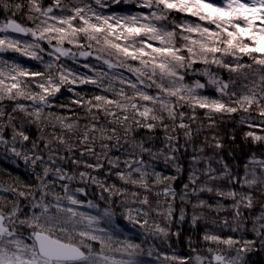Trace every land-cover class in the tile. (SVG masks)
I'll list each match as a JSON object with an SVG mask.
<instances>
[{"label": "snow or ice", "instance_id": "6c2138e0", "mask_svg": "<svg viewBox=\"0 0 264 264\" xmlns=\"http://www.w3.org/2000/svg\"><path fill=\"white\" fill-rule=\"evenodd\" d=\"M129 2L146 11L134 15L105 14L108 0H79L78 3L52 0L47 6L42 0H0V16L3 17L0 19V55L17 53L43 65V70L31 71L20 63L0 59V102L5 99L30 101V104L16 103L13 111L18 109L27 118V124L43 132L45 123L51 124L54 116L46 111L54 103L50 97L55 98L65 85L94 84L119 97L95 95L88 100L83 97L72 100L73 104L86 107L93 121L85 124L83 134L78 137L79 143L84 145L79 156L91 155L96 162L77 158L70 162L92 172H70L59 166L58 161H68L76 147L63 135L53 134L51 139L41 136L45 153L26 132L23 123H17L13 114L0 109V147L22 159L32 169L36 181L35 185L21 187L0 185V193L6 194L0 195V264H144L142 257H152L153 250L146 251L141 243L121 237V219L132 228H138L145 239L151 237L167 243L170 235L179 236V232L172 231L173 220L178 211V220L183 223L184 209L177 210L174 204L167 202L164 208L151 207L148 193L157 184L177 179L156 171L157 162L174 167L178 174L183 172L177 153L192 140L193 129L185 119L186 113L180 109L190 108L189 119L193 122L197 109L206 110L211 121L209 127L216 123L213 114L230 116L243 112L248 115L241 116L239 122L264 133V0H124V3ZM119 3L121 0H111V4ZM173 13L196 19L180 21ZM18 15L31 23L17 19ZM17 36L30 39L22 40ZM42 42L47 44L48 50ZM93 48L97 52L95 59H103L109 70H126L135 79L125 78L121 71H115L102 75L97 72L100 76L97 80L75 73L63 63L62 58L87 59L92 55L88 49ZM45 55L49 59H45ZM245 56L251 63L243 61ZM196 64L205 67L196 69L193 67ZM212 66L226 70L230 74L228 79L212 71ZM83 67L94 71L89 64ZM190 73L204 77V82L199 78L187 82L186 76ZM105 77L107 84L103 83ZM114 82L125 87L117 90ZM208 88L214 89L216 95H206ZM126 89H131V94ZM151 89L155 92L149 91ZM67 91L74 92V88L69 87ZM129 111L133 114L131 123ZM101 112L112 118L107 124L101 123ZM55 119L62 129L71 131L75 127L74 122H66L65 118L56 116ZM119 128L124 130L123 136L118 134ZM134 128L147 129L149 133L160 128L164 133L163 147L157 148L146 140L130 141L129 133ZM181 129L185 137L183 146L179 142ZM6 130L10 131V137ZM244 137L253 143L264 142V134L256 131H247ZM53 139L63 145L62 151L69 155H61ZM97 140L101 142L100 152L95 148ZM213 141L216 149L225 147L215 136ZM25 144L31 147L25 150ZM113 149L123 151L124 159L110 155ZM203 151L201 148L200 152ZM207 159H215L221 167L216 169L209 163L205 169H198L195 165L201 158L194 155L189 183L183 185L179 200L188 201L189 189L193 196L208 192L232 200L231 222L224 218L223 227L233 233L250 231L255 239L243 235L224 237L205 231L203 241L207 255L192 247L194 256L165 255L164 260L175 264H248V253L257 245L264 248V207L259 214L251 212L256 192H261L264 198V160L257 161L253 156L249 161L253 167L245 165L241 180L224 155L217 153ZM101 169H105V175L114 174L123 184L141 189L143 194L107 184L93 174ZM109 169L118 171L112 173ZM201 175L212 181L239 184L248 191L210 185L201 181ZM149 178H154L151 185ZM77 179L81 184H95L102 193L107 192L108 196L101 195L100 199L109 201V206L101 208L89 200L86 206L95 209L96 215L72 207L83 206L77 193L87 194L84 187L70 188ZM57 184L63 194L56 191ZM162 194L173 201L177 199V192L170 183L165 185ZM116 195L124 197L121 203L125 211L119 215L115 202L111 201ZM128 196L132 197L130 201ZM130 204L145 207L133 209ZM205 206L203 199L192 205L193 209ZM207 207L211 209L212 205ZM223 207L218 205L217 210ZM203 219V215L194 211L191 225L198 227V221ZM112 251L119 252L122 258L110 257L107 253Z\"/></svg>", "mask_w": 264, "mask_h": 264}, {"label": "trees", "instance_id": "16d2710c", "mask_svg": "<svg viewBox=\"0 0 264 264\" xmlns=\"http://www.w3.org/2000/svg\"><path fill=\"white\" fill-rule=\"evenodd\" d=\"M44 6H47L52 3V0H42ZM73 3H78L79 0H72ZM107 9L110 10L115 15H128V14H136L142 11L135 6V4H124L122 1L119 4H114L112 6L107 7ZM105 14L109 12L108 10H104ZM109 14V13H108ZM173 16L177 17L180 21H183L185 19L189 20H195L196 18L193 17H185L183 14L180 13H173ZM3 17L0 16V19ZM17 19H23L24 23L27 24L24 17H17ZM29 24V23H28ZM178 43H183L182 41H178ZM42 46L48 50V46L46 43L42 42ZM65 47H71L69 45H65ZM75 50V49H73ZM92 52V55L89 56L87 59L83 57H77L76 61H73L71 59H65L62 58L63 63L65 66L71 70H73L75 73H78L82 76L92 77L96 78L97 80H100V76H97V72L101 73V75L104 72H115V71H121L125 78L128 79H135V77L128 73L126 70L121 69H112L109 70L107 65L103 63V59L97 60L95 59V56L97 55V52L95 49H88ZM5 55L1 56L3 59L9 60L10 62L20 63L23 66L27 67L31 71L36 70H43V65L38 63L37 61L25 58L20 56L17 53H4ZM1 58V59H2ZM45 59H49L48 56L45 55ZM226 59H231L230 57H227ZM244 62L251 63L248 57H243ZM84 64H89L94 68V71H89L88 68L83 67ZM196 69H203L205 66L202 64H196L194 66ZM212 71L218 72L219 75L227 80L229 77V73L224 69L216 68L215 66H212ZM199 78L202 82H204V79L202 77H197L195 74H188L186 76V81L191 82L192 80ZM27 82V80H26ZM103 83L107 84V78L105 77L103 80ZM113 86L118 90L120 87H125L123 85H119L118 82H114ZM72 87L74 88V92L67 91V88ZM34 88V85H33ZM38 91V90H37ZM126 91L131 94V89H126ZM151 92H155V89L149 90ZM78 94V95H77ZM205 94L209 96H215L216 93L214 89L208 88L205 90ZM95 95H106L110 98L119 99V97L114 96L113 92H105L102 88L97 87L94 84H76V85H65L61 88V92L56 94L55 98H51L54 100L53 106L51 108L46 109L48 112H52L54 114L52 118V123L48 124L45 123L43 132H41L39 129L36 128L35 125H29L27 124V118L24 116L22 112H20L18 109L13 111L14 106L16 103L21 104H30V101H25L23 99H19L15 102L4 100L3 102H0V109L5 111L6 113H11L16 117L17 123H23L26 132L30 135V137L37 141V143L40 145V150L47 153V150L43 148V141H41L39 138L41 136H44L46 138L51 139L53 134L60 136L63 135L69 143L74 144L75 150L72 156L69 157L68 161L60 162L58 161L59 166L63 167L65 170H69L70 172H78V171H88L92 172L91 169H86L82 165L76 166L73 165L70 160L72 158L77 159H84L88 160L90 162L95 163V158L91 155H85L84 157L79 156L80 150L84 147V145L79 143L78 137L83 134L84 126L85 124L91 123L92 116L89 115L86 111V107H80L76 104L72 103V100L80 99V97H83L84 100L91 99ZM93 103L95 101L93 100ZM141 103H146L141 101ZM181 111H184L186 113L185 119L187 122H189L193 129V137L192 140L188 143L187 147H182L181 151L177 153V156L179 157V163L183 167L182 173H177L175 171L174 167L171 166H165L162 162H157L155 165V170L161 172L165 176H176L177 179L175 181H165L164 183L157 184L152 189V191H160L161 194L156 196V192L154 196L155 206L164 205L166 207L167 203H172L177 208H183L186 213V219L183 223L179 222L178 220V211L176 212L173 220V232H179V236L173 235L175 237L174 239H170L168 244L162 242L161 248L164 250H169L172 252V254L179 256V257H188L189 255H195L191 251L192 247L198 248L200 250L201 254H206V250L204 249L205 242L203 241V234L205 231L209 232H215L216 229L221 228L222 233L219 235L227 236L226 234L230 235L228 230H224L226 228H222V225H219L218 223L222 221L224 218L230 219L228 212L233 211L231 208V205L233 203L230 199H224L222 197L216 196L214 193L210 194L208 192H202L199 193L198 196H193L191 194V189H189V196L188 201L182 202L179 200V194L184 191L183 185L186 183H189V174L193 170V161L192 157L198 156L201 158L200 163L195 165L198 169H205L208 167L209 163L212 167L219 169L221 166L216 163L215 159H212L209 161L208 157H213L214 154L219 153L220 155H224L226 162H228L229 167L234 171V173L238 174L240 179H243L244 172H245V165L249 164V161L254 156L257 161L264 160V142L262 143H253L250 139L245 140L244 133L249 131L243 124H240V122H236L237 117L236 115H221V114H213L212 119L216 121L215 125L212 127H209V124L211 121L206 116V110L197 109L196 110V120L193 122L189 119V116L191 115L192 110L185 106L184 108L180 109ZM118 111V110H117ZM242 116L243 112H240L239 114ZM255 115V112L252 113ZM60 116L62 118L66 119V122H74L75 127L71 131H67L65 129H62L59 122L56 121L55 117ZM99 117L101 120V123L107 124V121L111 120V117L105 116L103 112L99 113ZM133 114L131 111H129V123L132 122ZM136 119H140L139 117H136ZM165 123L171 125L172 121L165 120ZM55 125L53 127L52 125ZM115 127H118L116 125H112ZM180 135V144L183 146L185 144V137L183 136L184 130H179ZM253 131H256L259 134V130L254 129ZM118 134L123 136L124 130L122 128H119ZM6 135L10 137L11 133L10 131L6 130ZM218 138L222 143H224L225 147L223 149H216L213 141V137ZM152 137V139H149ZM235 137V139H232ZM146 140L149 141L151 144H153L157 148H162L164 143V133L160 128H157L153 133H149L147 129L143 128H134L133 132L129 133V140ZM53 145H56L58 148L61 149V155H69L68 153L62 151L64 148L63 145H58L57 142L53 139L52 140ZM100 141L97 140L95 144V148L97 152L102 151L100 148ZM25 150L31 147L30 144H25ZM124 148H128V145H124ZM203 148L204 152H200V149ZM112 156L119 155L121 157V160L124 159L125 153L123 151L117 152L115 149L112 150L110 153ZM253 165L249 164V168L251 169ZM112 173H115L118 171L117 169H109ZM94 175L99 176L104 182L107 184H115L117 187H123V182L119 180V178L116 175H105V169H101L98 173H93ZM154 178H149L150 185L152 184ZM201 181H207L210 185H216V186H223L225 189L227 188H235L238 191H248V189H241L239 184L231 185L227 182V180H208L207 177L201 175ZM63 183V182H61ZM172 184V187L177 192V199L173 201L170 196L166 197L162 194V190L165 187L166 184ZM36 181L33 176L32 169L29 168L24 164V161L22 159L13 157L10 153H7L2 147H0V185H12L16 187H21L22 185H35ZM84 187L86 190V195H81L79 193L76 194L77 198L82 201L83 206H72L76 207L77 210L83 209L87 210L88 207L87 202L89 200L93 201V203H97L103 207H108L110 202L109 201H103L100 199V196L103 195L105 197L108 196L107 192H101V189L98 188L95 184H81L79 182V179L72 182L70 184V188L75 187ZM125 186V185H124ZM27 191L28 189H24ZM34 190V189H33ZM56 191L63 194V189L60 186V184L56 185ZM0 195H6L5 193H0ZM153 196V197H154ZM259 196V197H257ZM117 196H113L111 198V201H114V207L120 208L119 205L116 203V199L114 198ZM152 197V199H153ZM120 198V197H119ZM259 198V199H258ZM124 199V197H123ZM128 199V198H127ZM198 199H203L206 201V206L203 207L204 211H207L203 214L200 213L199 209L196 208L193 209L192 205L197 202ZM66 203V202H65ZM223 205V208H220L217 210L218 205ZM254 204L255 207L251 210L252 213H257L262 209V206H264V198H262V193L257 191L256 196L254 198ZM131 205V204H130ZM129 205V206H130ZM139 206V204H135L133 206L136 207ZM207 205H212V208H208ZM11 205H9L10 207ZM71 206V205H70ZM143 205H140L139 207H142ZM131 207V206H130ZM125 209V207H124ZM94 212H96L95 209H93ZM196 212L197 214L203 215L204 219L201 221H198V227H193L191 225V216L193 212ZM213 211V212H209ZM248 210H245L247 213ZM227 213V214H226ZM211 215L210 219L206 218L205 216ZM226 216V217H225ZM123 220V219H122ZM213 220L216 221V223H213ZM122 230L128 229V226H126L122 221ZM251 225V220H249V227ZM224 230V231H223ZM124 231V230H123ZM231 236H234L232 233ZM248 239H254L250 236H246ZM134 242L140 243V238L134 239ZM191 241V244L189 243ZM98 247V246H97ZM115 248L116 245H113ZM248 264H264V248H261L259 245H257L256 249L250 253H248Z\"/></svg>", "mask_w": 264, "mask_h": 264}, {"label": "rangeland", "instance_id": "374dc122", "mask_svg": "<svg viewBox=\"0 0 264 264\" xmlns=\"http://www.w3.org/2000/svg\"><path fill=\"white\" fill-rule=\"evenodd\" d=\"M123 3H124V0H121ZM108 2H109V6H112V5H114V4H111V0H108ZM124 4H128V3H124ZM129 4H135L134 2H129ZM104 10H108L109 12H107V14L109 13L110 14V10L109 9H104ZM25 11H27V9L25 8ZM111 14H113L112 13V11H111ZM19 16V15H18ZM20 18L22 17V16H19ZM24 19H25V21L27 22V24L29 23H31L30 21H28L27 19H26V17H24ZM211 27V26H210ZM16 38H18V39H22V40H24V39H30V37H22V36H17ZM3 55H5V54H2V55H0V59L2 58L1 56H3ZM3 59V58H2ZM195 66V65H194ZM193 66V67H194ZM195 68V67H194ZM203 79H205L204 77H202ZM240 112H238V113H234V114H232V115H236L235 117H237V116H239L236 120V122H239V120H240V117L242 116V113H241V115L239 114ZM243 115L244 116H246V115H248V114H246V113H243ZM241 124V123H240ZM243 126H245L247 129H249L246 125H244L243 124ZM254 129H256V130H259V129H257V128H253V129H249V131L251 130V131H253ZM259 134V133H258ZM204 152V151H203ZM125 184H123V187L124 188H128V189H130V190H136V191H140L142 194H143V191L141 190V189H133V187L131 186V185H125ZM154 190V189H153ZM155 192H157V191H151L150 193H148V198H149V201H150V205H151V207H157V206H155V201H154V198L157 196H154V194H155ZM117 196V198L118 199H116V197H114L115 199H116V203L119 205V207L120 208H117V210H118V215H119V213H122V212H124L125 211V209H124V206L122 205V203H121V201L123 200V197H121V196H119V195H116ZM154 196V197H153ZM120 197V198H119ZM152 197H153V199H152ZM257 197H259V196H257ZM128 198V200L130 201L131 199H132V197L131 196H128L127 197ZM259 199V198H258ZM133 209H136V208H141V207H139L140 206V204H139V206H137L136 205V207L135 206H133V205H130ZM158 206L159 207H161V208H163V204L162 205H159L158 204ZM142 207H145V206H142ZM262 207H264V206H262ZM193 208V207H192ZM78 211H82V212H85V213H87V214H89V215H96L97 214V212H94L93 211V209H90V208H88L87 210H83V209H79ZM199 211H200V213L201 214H203V213H205V212H207V211H204V209H202L201 208V210L199 209ZM209 212H213V211H209ZM227 214V213H226ZM255 214H257V213H255ZM154 215V214H153ZM228 215L230 216L229 218V222H231V218H232V212L231 211H229L228 212ZM206 218H208V219H210V217H211V215H208V216H205ZM226 217V216H225ZM157 219L158 220H160L161 222H163V219L161 218V217H157ZM121 221L126 225V226H128V229L127 230H125V229H121V232L119 233V235L121 236V237H127V238H129V239H131V240H134V239H138L139 240V238H140V243L142 244V246L145 248V250L147 251L149 248H151L152 250H153V256L152 257H149V256H147V255H145L144 257H142V259H143V261H144V264H175V262H173V261H166V260H164V256L165 255H169V256H171V255H174V254H172V252H170L169 250L167 251V250H164V249H162L161 248V246H162V242H161V240L160 239H153V238H151V237H149V238H147V239H145V237H144V235L138 230V228H132L130 225H128L127 224V222L126 221H124V220H122L121 219ZM219 225H222V228H223V219H222V221H220L219 223H218ZM225 228V227H224ZM225 231L226 230H228L227 228L226 229H224ZM223 230V231H224ZM227 232H229L230 233V235H228V233L226 234L227 236H231L232 235V233L233 232H230L229 230L227 231ZM214 233H216V234H221L222 233V231H221V228H219V229H216L215 230V232ZM234 234V236L233 237H236V238H239L241 235H243V236H250V237H252V238H254L255 239V236H254V234L252 233V232H250V231H246V232H236V233H233ZM227 236H225V237H227ZM175 237H173V235H170L169 236V238H168V240H167V244H168V242L170 241V239H174ZM247 238V237H246ZM166 244V243H165ZM166 244V245H167ZM221 247H223V246H221ZM110 257H112V258H114V259H116V260H119V259H121L122 257H121V255H120V253L119 252H115V251H112V252H108L107 253ZM204 255H207V253L206 254H204Z\"/></svg>", "mask_w": 264, "mask_h": 264}]
</instances>
